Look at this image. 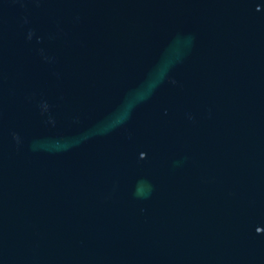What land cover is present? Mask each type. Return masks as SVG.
Segmentation results:
<instances>
[{"label": "water", "instance_id": "1", "mask_svg": "<svg viewBox=\"0 0 264 264\" xmlns=\"http://www.w3.org/2000/svg\"><path fill=\"white\" fill-rule=\"evenodd\" d=\"M0 264H264V0H0Z\"/></svg>", "mask_w": 264, "mask_h": 264}]
</instances>
